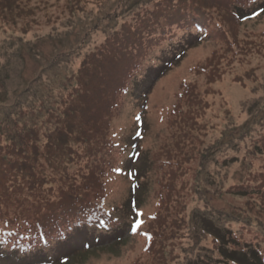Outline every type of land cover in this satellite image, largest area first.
Segmentation results:
<instances>
[{
	"label": "rangeland",
	"instance_id": "1",
	"mask_svg": "<svg viewBox=\"0 0 264 264\" xmlns=\"http://www.w3.org/2000/svg\"><path fill=\"white\" fill-rule=\"evenodd\" d=\"M23 1L12 12L0 11V121L15 122L4 133L9 137L25 126H35L42 147L50 124L40 116L32 117L27 109L36 102L54 103L67 96L78 87L79 72L94 67L93 57L101 69L111 72L117 63L107 57L111 56L108 45L134 27L143 11H149L148 21H152L170 6L201 7L198 0ZM205 13L212 37L160 74L147 89L142 109L141 102L134 99L124 105L120 98L122 109L111 121L116 132L109 160L119 168L105 181L110 207L129 206L136 166L130 162L131 149L123 152L121 146L134 136L139 114L145 115V131L134 153L140 158L138 180L144 185L139 201L144 216L159 208L157 194L162 191L164 170L175 161L181 164L182 171L164 182L174 191L172 202L164 203L168 213L160 224L167 229L166 239L172 232L174 239L168 248L162 247L159 264H199L211 254L213 239L204 234V221L224 234L233 231L241 244H261L264 249V178L250 181L254 175L264 177V14L241 22L231 13ZM177 35L175 41L168 38L153 45L147 64L160 67L159 59L171 55L164 52L174 48L183 33ZM129 68L121 59L115 79ZM46 90L52 98L43 97ZM2 143L11 145L5 136ZM9 208L4 210L12 218L13 207ZM18 230L22 229L18 226ZM100 247L85 254L78 251V258L68 264H134L145 256L141 237ZM67 249L61 247L57 253ZM143 261L157 264L152 255Z\"/></svg>",
	"mask_w": 264,
	"mask_h": 264
},
{
	"label": "trees",
	"instance_id": "2",
	"mask_svg": "<svg viewBox=\"0 0 264 264\" xmlns=\"http://www.w3.org/2000/svg\"><path fill=\"white\" fill-rule=\"evenodd\" d=\"M198 1L201 7L194 4L190 9L180 5L170 6L156 19L154 16L155 20L152 21H148L151 16L149 11H143L138 15L134 27H128L122 38L108 45L111 56L107 57L117 63L111 72L103 66L101 69L96 57H93L91 61L95 62L94 67L79 72L80 77L76 78L78 87L73 88L67 96L61 95L54 103L36 102L27 109L32 117L40 116L50 124L46 130L47 143L43 147L35 126H25L9 137L4 133L8 126L12 129L15 124L13 113L8 116L13 125L0 121V262L68 264L78 258V251L85 254L100 246L124 241L126 237H141L145 241V256L138 258L134 264H144L143 259L148 255H152L159 264L164 252L161 251L162 247L167 245L168 248L174 239L173 232L166 239L167 229L165 231L160 224L163 214L168 213L164 212V203L168 205L172 202L171 191H174L171 185L165 186L164 182L168 176L173 177L182 171L181 164L175 161L164 170L160 183L162 191L157 194L161 199L159 208L144 216L140 211L143 205L139 201L144 185L138 180L140 158L138 153H134L145 131V115L139 114L134 136L126 142L125 147L121 146L123 152L131 149L130 162L136 166L129 206L110 207L105 195L106 182L119 168L109 160L115 149L113 133L116 132L112 130L111 121L122 109V103L118 104L120 98L124 105L135 99L141 102L139 108L142 109L147 102V89L160 79V74L172 62L212 37L213 31L205 12L231 13L241 22L264 14V0H243V4L239 0ZM22 4L23 0H0V11L12 12ZM188 10L194 14H189ZM144 12L146 16L141 18ZM177 32L183 33L181 40L174 48L164 52L171 55L159 59L160 67L154 69L148 65L146 57L149 56L151 61L152 46L168 38L175 41ZM121 59L131 68L123 69L122 78L115 79ZM44 96L52 98L48 90ZM183 97L184 93L179 99ZM3 136L11 145L3 146ZM254 150L255 146L248 153ZM83 163L84 167L81 165ZM77 165L81 167L74 170ZM72 172H77V175ZM260 176L254 175L250 181L258 183L264 178ZM11 206L14 213L12 218L4 210ZM18 226L22 230H18ZM202 228L204 234L212 237L214 249L210 251L211 254L201 258L199 264H264L261 244H241L233 231L224 234L206 221ZM64 246H68V249L57 253ZM213 253H217V256L214 257Z\"/></svg>",
	"mask_w": 264,
	"mask_h": 264
}]
</instances>
